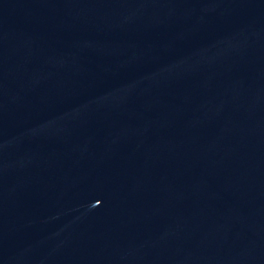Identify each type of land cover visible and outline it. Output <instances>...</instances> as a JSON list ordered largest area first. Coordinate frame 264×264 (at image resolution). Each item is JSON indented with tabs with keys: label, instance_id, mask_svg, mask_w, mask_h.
Masks as SVG:
<instances>
[{
	"label": "water",
	"instance_id": "95a60500",
	"mask_svg": "<svg viewBox=\"0 0 264 264\" xmlns=\"http://www.w3.org/2000/svg\"><path fill=\"white\" fill-rule=\"evenodd\" d=\"M0 264H264V0H0Z\"/></svg>",
	"mask_w": 264,
	"mask_h": 264
}]
</instances>
